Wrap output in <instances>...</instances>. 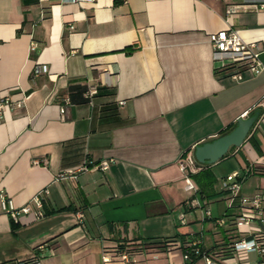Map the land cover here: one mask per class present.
I'll return each mask as SVG.
<instances>
[{
	"label": "crops",
	"instance_id": "obj_1",
	"mask_svg": "<svg viewBox=\"0 0 264 264\" xmlns=\"http://www.w3.org/2000/svg\"><path fill=\"white\" fill-rule=\"evenodd\" d=\"M260 1L0 0V95L24 97L0 113V192L23 205L48 190L41 218L15 221L0 203V264H103L104 250L130 239H200L210 252L236 240L238 200L230 206L215 183L252 161L264 169V70L218 67L209 34L237 29L264 63ZM37 63L48 72L34 75ZM89 85L98 89L91 99ZM256 108L242 145L199 166L196 192L187 191L183 153ZM241 151L250 155L227 163ZM104 159H113L105 170L72 172ZM251 174L264 186V170ZM158 252L175 264L183 247ZM200 258L193 264H205ZM261 259L249 253V264Z\"/></svg>",
	"mask_w": 264,
	"mask_h": 264
},
{
	"label": "built area",
	"instance_id": "obj_2",
	"mask_svg": "<svg viewBox=\"0 0 264 264\" xmlns=\"http://www.w3.org/2000/svg\"><path fill=\"white\" fill-rule=\"evenodd\" d=\"M259 8L264 7V0L256 4ZM209 39L214 51L215 61L220 62L218 67L235 66L249 67L255 73L264 70V63L259 59V51L255 41H247L237 29L232 27L222 28L209 34ZM32 49L35 44L32 43ZM48 72L45 64L37 63L34 66L33 74ZM237 77V73L233 74ZM98 89L95 85H89L84 92L86 98L91 99ZM64 102L69 103V97L64 98ZM24 103V97L18 100H11L8 95H0V113L10 107H20ZM60 111H65V105H61ZM113 159H104L99 163H91L85 161L74 171L86 170L92 164L102 170L109 167ZM193 153L189 152L182 156L179 162L180 168L184 173L185 189L187 191L196 192V185L191 178L190 173L197 171V164ZM257 161H252L249 166L234 170L226 174L222 180V189L228 194L229 205L232 206L238 200L239 211L235 215L233 225L238 236L231 243V256L226 258L218 257L217 260L204 249L200 239L192 240L183 249L182 260L175 264H193L194 259L202 257L205 264H221L227 259H234L237 264H249V253L255 252L262 256L260 264H264V186L260 187L252 196H244L240 194L241 183L250 173L262 172L260 166H257ZM48 192L47 188L36 193L29 202L23 205H16L14 200L4 192H0V203L2 209L15 221L19 215L32 213L35 218H41L44 215L43 211V195ZM192 206H201L199 200L192 199ZM202 207V206H201ZM204 218L211 217V211L203 209ZM181 221L184 222L183 216ZM215 223L222 225L225 223V217H216ZM157 250L143 251L141 253L133 252L129 246L117 244L116 246L106 249L102 252L103 264H150L147 254L156 253ZM144 255V256H141ZM221 262V263H220ZM21 264H48L43 262L38 257H32L23 261Z\"/></svg>",
	"mask_w": 264,
	"mask_h": 264
},
{
	"label": "water",
	"instance_id": "obj_3",
	"mask_svg": "<svg viewBox=\"0 0 264 264\" xmlns=\"http://www.w3.org/2000/svg\"><path fill=\"white\" fill-rule=\"evenodd\" d=\"M260 113V110L255 109L245 117H238L230 131L196 144L192 150L195 159L200 163L211 164L225 156L232 146H241Z\"/></svg>",
	"mask_w": 264,
	"mask_h": 264
},
{
	"label": "trees",
	"instance_id": "obj_4",
	"mask_svg": "<svg viewBox=\"0 0 264 264\" xmlns=\"http://www.w3.org/2000/svg\"><path fill=\"white\" fill-rule=\"evenodd\" d=\"M115 1L116 2H120L121 0H115ZM87 87L88 86H86V88L83 89V92H85L87 90ZM256 109L260 110V112L262 110L261 108H256ZM233 126L234 125L227 126L221 132V134L230 131L233 128ZM251 140H252V143L256 146V143L254 142L253 138ZM233 147H235V146H232L231 148H233ZM186 154H187V152H184L182 156H184ZM197 164L199 166H203L204 163L198 162ZM199 173L200 172L196 171V172L190 173V175H191V177H196L197 174H199ZM205 180L207 181V183L204 186H200L202 191H205L204 189H205V186L207 184L209 185V184L212 183V178H208V179H205ZM184 243H185V241H180L175 236H172V237H165V238H162V239H155V238H150V239H147V240H144V239H130V240L121 241L118 244L119 245L123 244V245L129 246L131 251L137 252V253H141L143 251H150V250L160 251L162 249H175V248H178V247H183V249H184L187 246V244L184 245ZM208 252L215 258H218V257H220V258L229 257V256H231V253H232L231 252V244L230 243H226L223 247L220 248L219 251H213V252L208 251Z\"/></svg>",
	"mask_w": 264,
	"mask_h": 264
},
{
	"label": "rangeland",
	"instance_id": "obj_5",
	"mask_svg": "<svg viewBox=\"0 0 264 264\" xmlns=\"http://www.w3.org/2000/svg\"><path fill=\"white\" fill-rule=\"evenodd\" d=\"M259 140L262 139V141H264V135H262V137L258 136ZM244 154H247L248 156L250 155L248 152L244 151V152H238L236 155L231 156L229 162L230 164H237L236 160H243L244 159ZM225 164L224 166H222V168H226ZM238 166V165H237ZM228 168V167H227ZM262 176H260L259 174H251L249 177H247L245 180L242 181L241 183V189L244 196H252L253 194H255V192L259 189L257 188L260 184V179ZM220 179V178H219ZM216 184V188L217 190L221 191L222 189V185L221 182H217ZM257 188V189H256ZM223 190V189H222ZM251 192V193H249ZM226 193V192H225ZM227 194V193H226ZM228 203H229V198L227 197ZM215 202H211V204H214ZM205 208V207H203ZM199 209V208H198ZM201 209V208H200ZM205 233H209V231H205ZM178 249V248H177ZM179 250H181V248H179ZM162 252H156V253H149L147 254V258L150 264H167L166 263V259L165 256H160L162 255ZM144 256V255H141ZM254 257L253 255H251V258ZM202 259V258H200ZM254 259V258H253Z\"/></svg>",
	"mask_w": 264,
	"mask_h": 264
}]
</instances>
